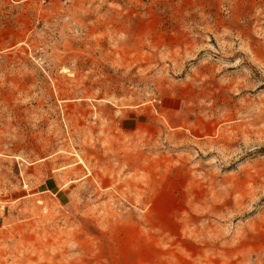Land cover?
Returning a JSON list of instances; mask_svg holds the SVG:
<instances>
[{"label": "rangeland", "instance_id": "rangeland-1", "mask_svg": "<svg viewBox=\"0 0 264 264\" xmlns=\"http://www.w3.org/2000/svg\"><path fill=\"white\" fill-rule=\"evenodd\" d=\"M0 264H264V0H0Z\"/></svg>", "mask_w": 264, "mask_h": 264}]
</instances>
